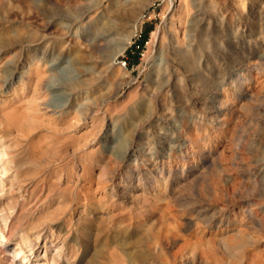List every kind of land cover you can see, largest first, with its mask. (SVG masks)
Here are the masks:
<instances>
[{"label": "rangeland", "instance_id": "374dc122", "mask_svg": "<svg viewBox=\"0 0 264 264\" xmlns=\"http://www.w3.org/2000/svg\"><path fill=\"white\" fill-rule=\"evenodd\" d=\"M0 39V264H264V0H0Z\"/></svg>", "mask_w": 264, "mask_h": 264}, {"label": "bare ground", "instance_id": "6f19581e", "mask_svg": "<svg viewBox=\"0 0 264 264\" xmlns=\"http://www.w3.org/2000/svg\"><path fill=\"white\" fill-rule=\"evenodd\" d=\"M140 1V0H139ZM141 2H142V0H141ZM99 3V2H98ZM81 16V15H80ZM76 17V16H75ZM80 18V17H79ZM82 18V17H81ZM71 25V24H70ZM78 28V27H77ZM76 28V29H77ZM201 29V28H200ZM206 29V28H205ZM204 29V30H205ZM132 35V34H131ZM131 35L130 36H128L127 38H126V41L123 43V47H120L119 48V51H122L123 50V48H124V45L125 44H127V42L130 40V37H131ZM191 36V35H190ZM190 36H188V37H190ZM191 40V39H190ZM1 43H4V42H2V40L0 39V44ZM190 46H191V44H187L186 45V48L185 49H183L182 51H181V54H186V53H188V51H189V48H190ZM119 47V46H118ZM191 49V48H190ZM192 52V51H191ZM197 57V56H196ZM192 58V57H191ZM195 58V57H194ZM189 61H191V59L189 60ZM159 65H160V67H162V69H161V72L159 71V73H158V77H164L166 74H168V67H167V62L164 60L163 61V58L160 60V62H159ZM184 70L186 69V72H188V73H191L192 74V76L195 78H197L198 76H200V75H203V73H205V72H207V68H206V65L205 64H203V60H202V58H201V56H199V57H197L194 61L192 60L191 62H188L187 64H185L184 65ZM9 73V76L10 75H12L11 73H12V68H10V67H8L7 68V70H6V73ZM205 79V78H204ZM167 80V79H166ZM0 241H1V243H3V244H6L8 241L4 238V237H2V238H0ZM17 249V247H15L14 248V251ZM4 249H2V251H3ZM11 258H12V260H10V261H8V263L7 264H13V261H14V259H16V255H12V256H10ZM130 257V259H131V261H133V262H136L137 264H142L143 263V260H144V256H142V255H140V254H136V253H134V254H132V255H130L129 256ZM146 262V260H144V263Z\"/></svg>", "mask_w": 264, "mask_h": 264}]
</instances>
